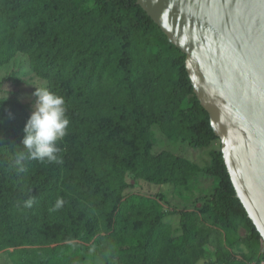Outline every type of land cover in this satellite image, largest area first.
I'll return each instance as SVG.
<instances>
[{
  "label": "trees",
  "instance_id": "obj_1",
  "mask_svg": "<svg viewBox=\"0 0 264 264\" xmlns=\"http://www.w3.org/2000/svg\"><path fill=\"white\" fill-rule=\"evenodd\" d=\"M18 53L64 97L70 124L62 163L26 161L18 172L31 113L16 95L0 97V252L13 264H195L206 245L220 251L216 264L264 260L220 145L203 166L152 152L158 136L194 149L219 139L185 54L136 0H0V67ZM6 78L20 82L14 71ZM199 175L215 183L197 210L126 193L128 178L187 188ZM172 214L177 234L165 221Z\"/></svg>",
  "mask_w": 264,
  "mask_h": 264
},
{
  "label": "water",
  "instance_id": "obj_2",
  "mask_svg": "<svg viewBox=\"0 0 264 264\" xmlns=\"http://www.w3.org/2000/svg\"><path fill=\"white\" fill-rule=\"evenodd\" d=\"M185 54L235 196L264 249V0H136Z\"/></svg>",
  "mask_w": 264,
  "mask_h": 264
},
{
  "label": "rangeland",
  "instance_id": "obj_3",
  "mask_svg": "<svg viewBox=\"0 0 264 264\" xmlns=\"http://www.w3.org/2000/svg\"><path fill=\"white\" fill-rule=\"evenodd\" d=\"M15 72V78L20 79L16 82L11 78H6L11 72ZM44 81L39 79L33 72L30 71L26 58L21 53L14 56L6 65L0 67V97L16 95L18 99L27 104L29 112L34 110L35 98L33 93L36 87H43ZM220 141H215L210 147L206 148H191L187 145H182L179 142H170L163 136H158L155 144L152 147L153 153H158L162 150H168L176 155L186 157L199 166L208 164L210 148H218ZM130 188L126 193H140L145 195H163V204L166 208L172 207L177 209H192L197 210L203 203V196L210 193L213 189L215 181L212 177L199 175L189 183V187L177 186L172 183L161 185L150 184L145 181H133L128 178ZM165 221L170 223L171 232L177 234L179 216L172 214L166 217ZM205 255L195 262V264H216L213 262L220 251L214 246L206 245L204 247ZM241 258V254L238 255ZM0 264H13V255H9L5 251L0 252Z\"/></svg>",
  "mask_w": 264,
  "mask_h": 264
},
{
  "label": "clouds",
  "instance_id": "obj_4",
  "mask_svg": "<svg viewBox=\"0 0 264 264\" xmlns=\"http://www.w3.org/2000/svg\"><path fill=\"white\" fill-rule=\"evenodd\" d=\"M34 110L24 127L23 148L15 153L18 172L26 171L25 162L37 160L47 163H62L59 142L67 135L70 120L63 96L46 87H36ZM34 198L23 202L26 208L32 207ZM19 207V204L17 205ZM62 206L57 200L55 209Z\"/></svg>",
  "mask_w": 264,
  "mask_h": 264
},
{
  "label": "built area",
  "instance_id": "obj_5",
  "mask_svg": "<svg viewBox=\"0 0 264 264\" xmlns=\"http://www.w3.org/2000/svg\"><path fill=\"white\" fill-rule=\"evenodd\" d=\"M249 264H264V260H261V261H259V262H254V261H252V262H250Z\"/></svg>",
  "mask_w": 264,
  "mask_h": 264
}]
</instances>
